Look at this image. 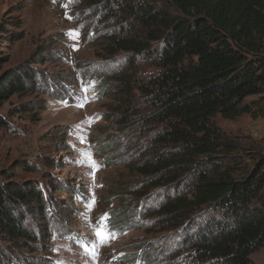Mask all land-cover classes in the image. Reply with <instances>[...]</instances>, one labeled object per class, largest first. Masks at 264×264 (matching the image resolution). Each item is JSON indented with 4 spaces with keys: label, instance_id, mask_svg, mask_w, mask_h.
Returning a JSON list of instances; mask_svg holds the SVG:
<instances>
[{
    "label": "rangeland",
    "instance_id": "374dc122",
    "mask_svg": "<svg viewBox=\"0 0 264 264\" xmlns=\"http://www.w3.org/2000/svg\"><path fill=\"white\" fill-rule=\"evenodd\" d=\"M113 12L85 0H0V55L8 59L3 68L22 65L35 75L27 82L29 92L13 96L1 110L8 124L0 128V182L10 171L11 181L33 183L53 196L46 222L27 212L36 244L24 246L0 233V264H193L184 244L192 220L218 216L203 210L175 228L153 215L177 188L147 189L131 166L152 151L160 132L139 115L154 109L139 86L158 70L144 56L105 49L110 36L138 28ZM128 73L137 84L124 92L118 79ZM118 98L137 113L127 116V103L120 105ZM23 104L30 110L15 115ZM213 123L241 147L235 152L239 160L252 164L245 151L264 152V107L233 119L217 115ZM107 140L113 150L102 148ZM116 209L128 224L121 231L110 225ZM98 230L113 238L102 241ZM138 252L149 260L124 257ZM251 259L264 264V245Z\"/></svg>",
    "mask_w": 264,
    "mask_h": 264
},
{
    "label": "trees",
    "instance_id": "16d2710c",
    "mask_svg": "<svg viewBox=\"0 0 264 264\" xmlns=\"http://www.w3.org/2000/svg\"><path fill=\"white\" fill-rule=\"evenodd\" d=\"M85 2L109 13L118 10L138 26L129 35L110 36L105 47L110 54L144 56L158 70L139 86L154 109L139 115L160 132L152 151L131 166L144 177L147 189L177 188L166 193L153 215L180 228L203 210L217 212L204 222H191L184 244L193 264H255L251 254L264 245V152L245 151L252 164L239 160L235 152L241 147L225 137L213 118L233 119L264 107V0ZM7 62L0 55V128L8 124L3 105L27 94V82L35 76L33 68L22 65L3 68ZM133 78L128 73L118 79L125 84L122 91L137 84ZM252 96L259 100L247 102ZM117 100L127 103V116L137 113L127 99ZM30 108L23 104L14 114ZM108 142L105 151L113 150ZM3 177L7 180L0 182V233L9 241L33 246L38 238L26 222L27 212L46 222L53 196L33 183L11 181L10 171ZM183 179L187 184L180 187ZM125 217L113 211L111 228L125 229ZM124 257L149 260L139 252Z\"/></svg>",
    "mask_w": 264,
    "mask_h": 264
},
{
    "label": "snow or ice",
    "instance_id": "6c2138e0",
    "mask_svg": "<svg viewBox=\"0 0 264 264\" xmlns=\"http://www.w3.org/2000/svg\"><path fill=\"white\" fill-rule=\"evenodd\" d=\"M69 35L75 38V37H78L79 34H78V33H74V32H70ZM84 100H85V102H86V101H87V97H84ZM78 106H79V107H83L84 104L81 103V104L78 105ZM84 155L88 156V158H89V160H90V162H91V165H92L93 167H98V165L96 164V162H95L94 160H91V157H90V155H89L88 153H85ZM96 234H97V235L101 238V240L104 241V242H107L109 239L113 238V237L111 236L110 233H106V232L103 231V230H98Z\"/></svg>",
    "mask_w": 264,
    "mask_h": 264
}]
</instances>
